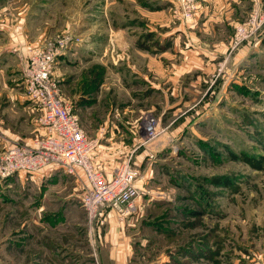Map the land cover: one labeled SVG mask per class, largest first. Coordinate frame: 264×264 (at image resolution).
<instances>
[{"label":"rangeland","instance_id":"1","mask_svg":"<svg viewBox=\"0 0 264 264\" xmlns=\"http://www.w3.org/2000/svg\"><path fill=\"white\" fill-rule=\"evenodd\" d=\"M127 1L0 0V83L16 82L23 84L25 88V68L33 50L44 47L52 38L66 36L74 39L69 52L83 42L82 33L90 27L85 26L86 24L93 23L91 28L95 29L104 18L112 22L122 17V12L118 9L130 12L128 17H132L133 3ZM142 1L145 3L142 5L147 6L146 1L150 0ZM155 1L159 3L162 0ZM164 1L170 3L169 0ZM170 1L174 3H170V7L178 9L177 1ZM197 1L199 9V0ZM253 3L256 4V0ZM163 6L164 3L158 4L156 9ZM261 8L264 9V6ZM247 17L242 18L241 22ZM76 23L77 31L72 28ZM101 27L98 26V30ZM260 39L261 47L252 54L243 74L248 76V84L242 90L248 93L244 94L231 86L230 91L225 90L223 93L224 98L221 96L216 102L212 101L214 104L208 107L212 108H207L209 116L197 120L198 122L179 121L187 115L164 117V131L169 130L170 124L184 125H181V132H177L170 144L161 153L155 154L152 161L153 174H150L152 177L149 176L142 182V189L148 193L141 199L143 204H148L149 213L146 211V216L140 223L148 228L141 230L144 244L136 248L140 261L149 262L163 254L164 258L170 259L167 264H264V169L255 170L245 162L231 158L232 154H246L257 159L264 156V34ZM39 40L41 43L34 45ZM154 42L158 45V53L162 47L160 43ZM5 46L7 49L4 56L2 52ZM141 47L148 49L144 45ZM91 58H81V63L77 66L67 63L63 75L68 82L63 83L64 76L59 79L63 94L76 110L81 123L93 131L88 134L92 137L96 135L92 139L104 141L111 125H115L128 105L134 109V122L141 120L143 115H161L162 108L153 101L148 104L135 99V93L118 90L117 86L104 91L105 96L113 93L109 98H105L99 91H93L92 88L100 81H105L106 74L102 73L97 82L91 80L85 67ZM96 61L94 65L102 70V61ZM105 63L110 71L108 83L115 85L119 77V64L113 63V60ZM104 69L108 73L107 68ZM1 87L0 104H3L11 91ZM24 94L27 97L26 88ZM152 106L156 109L155 112L149 111ZM203 107L198 105L194 109L199 111ZM139 110L145 112L141 113ZM36 113L29 111L25 116H9L7 113L4 126L0 121V152L15 143L14 139L4 136L5 125L23 134L22 139L25 141L20 144L29 145L30 141L26 142V139L31 140L32 137L34 142L37 140L39 135L34 134L42 127L37 122L39 114ZM183 129H186L184 136ZM126 139L128 142L132 140L130 136ZM126 154V159L132 156L133 165L136 157L142 154V146L139 149L135 146ZM144 162L142 164L146 163ZM143 174L145 177V171ZM223 176H229L233 180L232 188L209 185L211 179ZM34 183L32 175L27 173L15 174L5 181L0 179V264H21L27 260L29 264H36V246L42 236L40 232L44 218L40 209L45 206L46 210L55 209L56 212L58 209L52 203L56 204L58 201L50 202L52 198H47V202H44V193ZM148 199L152 201L148 203ZM213 200L214 212L209 205ZM193 211L203 214L192 215ZM151 215H164L162 227L171 229L175 234L168 236L169 234L155 233L152 224L155 219L152 220ZM211 235L213 237L209 244L204 240V244L207 243L209 247L205 250L207 255L203 257L204 255H199V245L205 237ZM148 240L152 244H148Z\"/></svg>","mask_w":264,"mask_h":264},{"label":"crops","instance_id":"2","mask_svg":"<svg viewBox=\"0 0 264 264\" xmlns=\"http://www.w3.org/2000/svg\"><path fill=\"white\" fill-rule=\"evenodd\" d=\"M256 1H260L264 6V0ZM127 2L133 3L132 17H128L130 12L118 9L122 12V17L112 22L104 18L98 22L95 29L91 28L93 23L85 25L90 27L82 33L83 42L58 61L55 68L58 77L64 76L67 63L77 66L81 63V58L92 57L85 66L88 70L86 74L92 80L93 68L96 67L94 64L96 60H101L102 71H105L104 68L108 71L104 72V75H107L106 79L102 80L97 89L101 95L105 96V90L110 91L112 86H117L118 90L135 93V99L148 104L153 101L155 105L161 107L162 113L157 116L161 121L164 117L187 115L179 120L186 123L209 116L210 111H207V108L212 105V101L216 102L221 96L224 98L223 93L225 90L230 91L231 86L239 90L247 88L248 76L243 75L245 67L250 62L252 54L259 51L262 39L259 38L231 52L230 38L237 23L249 16L255 5L253 0H199V11L192 23H186L180 18L178 9L170 7V3L174 5L170 0V3L163 0L159 3L155 0L146 1L147 6H143L145 3L142 0ZM162 3L165 6L156 9L157 5ZM74 26L72 28L77 31V23ZM98 26H102L100 30ZM154 41L160 43L162 47L158 53L156 49L158 45ZM40 43L41 40L36 41L34 45ZM164 43L167 45L164 46ZM142 45L149 50L143 49ZM6 49L7 46L2 55L6 53ZM24 56H27L26 52ZM111 60L119 64L117 85L108 83L110 71L105 61L110 63ZM62 81L68 82L65 81V76ZM73 81L77 82L76 79ZM0 86L11 91L7 101L0 104L2 126L6 123L7 113L9 116L10 114L25 116L29 111L37 112L24 94L23 84L3 81ZM112 95L111 92L105 98ZM198 105L204 107L198 111L194 109ZM155 110L152 106L149 111ZM133 111L132 106L128 105L123 115H119L120 118L115 125H111L107 138L104 141L99 139L101 142L95 152L94 162L99 171L108 178H111L114 171L126 160L128 155L126 153H130L135 146H140L139 141L142 137L136 132V124L142 119L134 122ZM176 124L173 126L170 124L169 130H163L157 140L144 141L142 154L135 159V163L136 160L138 162L136 166L142 170V178L139 181L141 188L145 178L153 174L154 163L148 159L149 155L161 153L177 132H181V125L184 124ZM82 126L87 134L93 133L83 123ZM4 129V136L14 139L15 143L25 141L22 139L23 134L13 131L12 127L8 128L5 125ZM186 129L182 130V135ZM41 132L39 128L34 135L38 136ZM88 136L94 138L96 135ZM129 136L132 139L130 142L126 139ZM33 138L26 139V142L30 141L28 144L33 145ZM143 162L145 164H142ZM78 171V177L69 176L58 169L42 171L32 176V182L42 190L41 193H44L43 196L46 198L44 202H47V198L49 200L52 198L50 202L58 201L56 204L52 203L58 209L56 212L55 209L46 210L45 206L40 209L44 218L41 223L42 236L36 246L37 259L34 263L167 264L170 259L164 258L163 254L149 262L140 261L137 255L136 248L144 244V238L141 236L143 226L140 223L148 212V204L146 202L143 204L142 199L138 200L137 211L125 220L114 211H108L103 215L104 225L99 222L91 223L81 206L88 183L83 172ZM57 195L59 197H56ZM150 199L148 203L152 201ZM214 203V200L209 203L213 212ZM27 263H30L29 260L21 262Z\"/></svg>","mask_w":264,"mask_h":264},{"label":"built area","instance_id":"3","mask_svg":"<svg viewBox=\"0 0 264 264\" xmlns=\"http://www.w3.org/2000/svg\"><path fill=\"white\" fill-rule=\"evenodd\" d=\"M176 1L180 18L186 23L194 22L199 11L198 1ZM261 7L256 1L252 13L237 23L230 41L231 52L257 41L264 34V9ZM73 41L70 37L58 36L31 52L25 68V88L39 114L37 122L42 132L33 145L13 143L1 152L0 179L5 181L19 173L34 176L53 169L78 177V170H81L88 183L81 206L89 222L104 225L103 215L108 211H114L122 220L133 215L138 200L148 192L139 185L142 170L135 162L131 164L132 156L121 163L111 178L95 165L94 156L100 140L88 136L76 110L66 100L55 70ZM136 132L142 137L140 146L136 147L139 149L144 146V141L153 142L161 135L162 121L153 114L144 115ZM154 157L152 154L148 159L153 161Z\"/></svg>","mask_w":264,"mask_h":264},{"label":"trees","instance_id":"4","mask_svg":"<svg viewBox=\"0 0 264 264\" xmlns=\"http://www.w3.org/2000/svg\"><path fill=\"white\" fill-rule=\"evenodd\" d=\"M152 51V50H151ZM104 74V71L101 70V68L99 69L98 67H94L93 68V76L92 79H94V82H97V79L99 81V79L101 78V74ZM102 81H100L101 83ZM100 83L97 84V86L93 87L92 90L93 91H97V89L100 86ZM241 92L248 93L247 91H243L242 89H240ZM231 158H233L234 160H241L243 162H245L247 165H249L251 168L255 169V170H263L264 169V156L260 157L259 159L255 158V157H251L248 156L246 154L241 155V156H237V155H231ZM209 185L214 186V187H218V188H232L234 186V182L233 180L229 177V176H223V177H216L211 179V181L209 182ZM154 206L157 207V205L154 203ZM155 208V207H154ZM186 210V208H184V211ZM149 213V212H148ZM203 214V212H196L193 211L191 212L192 215H197V214ZM149 217V216H148ZM151 219H155V221H153V229L155 233H159V234H169L168 236L175 234L172 233L173 231L171 229H168L167 227H162V224H164L165 221H163L164 219V215L161 216H150ZM149 221H146V223ZM145 223V224H146ZM149 224V223H148ZM151 224V223H150ZM148 228H146V225H143V230H147ZM214 234V233H212ZM213 237V235L211 236H207L205 237V239H203L201 245H199V255H204L203 257H205L207 254L206 253V249L209 247V241L211 242L210 238ZM204 240H206V244H204ZM149 241V240H148ZM152 244L150 241L148 242V244ZM190 253V251H188Z\"/></svg>","mask_w":264,"mask_h":264}]
</instances>
